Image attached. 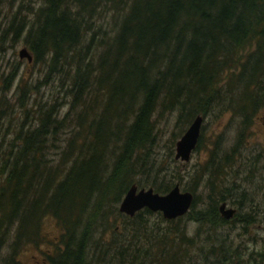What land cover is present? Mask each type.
<instances>
[{"label":"trees","instance_id":"obj_1","mask_svg":"<svg viewBox=\"0 0 264 264\" xmlns=\"http://www.w3.org/2000/svg\"><path fill=\"white\" fill-rule=\"evenodd\" d=\"M17 43L43 69L36 82L22 72L16 84L21 65L7 73L14 65L0 63V121L8 116L6 129L0 122V264H21L19 247L44 238V216L61 233L50 264H190L187 246L229 224L218 202L234 194L235 222L264 221L254 203L260 168L254 158L246 172L238 162L264 110V0H0V55ZM43 85L56 88L46 102ZM214 109L235 117L237 134L231 146L215 139L193 185L181 189L193 194L190 210L167 220L145 207L111 222L132 183L161 194L175 185L150 157L163 116L177 112L182 131ZM199 185L206 193L197 207ZM189 220L198 223L194 237ZM222 241L202 264H225L213 255L219 249L231 264H264L261 253L238 255Z\"/></svg>","mask_w":264,"mask_h":264},{"label":"rangeland","instance_id":"obj_2","mask_svg":"<svg viewBox=\"0 0 264 264\" xmlns=\"http://www.w3.org/2000/svg\"><path fill=\"white\" fill-rule=\"evenodd\" d=\"M25 48L22 43H17L16 46L12 47V49H7L4 52V55H0V58H2V62H10L14 66H12L9 69H5L8 73L11 69H14L17 67V65H21V68L18 69L17 78H16V84L18 81H21V74L22 72L27 73L28 76H32L30 78L31 82H36L37 77H40L42 74V65L32 64V60L29 62L26 60L25 56L20 57L18 51L21 48ZM1 60V59H0ZM19 63V64H18ZM3 69L0 66V72H3ZM4 70V71H5ZM2 82L0 81V86ZM28 83V82H27ZM30 84V82H29ZM6 85V84H5ZM56 86H54L55 88ZM14 90V87L12 88ZM42 90V91H41ZM38 93V96L40 95V100L45 101L55 95L56 88L53 90L50 86L47 88L46 85L42 87V89ZM6 94V92H5ZM13 94V91L11 93H7L6 95L10 98L7 102L8 103H15L14 100L11 99ZM35 97L37 96L36 93L33 94ZM264 110H260L257 112L256 117L254 118L253 122H251V125L249 126V130L247 131L248 134L246 135V138L240 149V152L243 153V157L240 158L238 162H241L242 165L245 166L246 172L250 169L253 163V158L255 161L256 167L258 166L260 168V171H257L259 175H255V185H258L260 189L257 188L258 194L255 195L256 201L254 202L256 206V211L263 210L262 207H264ZM177 112L165 114L162 121L159 122V125H157V137L155 141V145L152 150L151 158L155 160V164L153 168L159 167L158 165L162 166L163 170L162 173L165 175V178L163 180H173V184H179V188H185L193 185L194 180L191 179L192 174L198 172L199 170H202V166L204 164V160H207L208 158V152L210 149L214 148L218 145V143H215V139L223 140L225 139L228 143V146H231L233 144V139L235 135L237 134V130H234L230 128V123L235 117L230 115L229 111L220 112L217 114V110L214 109V112H211L210 114L206 115L205 117H202V124H200V136L201 137V144L199 145L198 149L191 150L190 153V159L186 162L181 161V159L176 160L174 158V149L175 144L174 142L178 139V137H181V135L184 133L185 128L187 125L184 126L182 131L179 128V124H177V119H175ZM21 116V114L19 115ZM8 118V116H7ZM2 119L1 126H3L4 129H6V120ZM192 122V121H191ZM53 153L47 154L46 158L50 162L52 161V158L54 157ZM257 160V162H256ZM152 162V161H150ZM52 163V162H51ZM151 164V163H150ZM239 169V168H238ZM254 170V169H253ZM253 172V171H252ZM161 174V173H160ZM159 174V176H161ZM142 177L136 176L135 178ZM151 178V177H149ZM133 180V179H132ZM238 181V180H237ZM134 182V180H133ZM229 182H231V179L229 178L228 181H226V184L228 185ZM240 184L243 183L241 179L238 181ZM251 186V185H250ZM250 186H248L250 188ZM173 187V186H172ZM171 187V188H172ZM244 187H247L246 184H244ZM262 189V190H261ZM261 190V191H260ZM194 193L198 196L197 197V207H200L201 202H204L205 193L201 191L200 185L199 187H194ZM157 192V191H156ZM192 193V192H191ZM253 193V192H252ZM256 193V192H255ZM161 194V193H160ZM241 197H239V194H234L233 196L226 198L225 200L219 201L218 208L221 207L222 204H225V208H230L234 210L233 216L229 219L225 218L227 222L229 223L225 228H219V230H213V231H205L202 230L199 237L196 238V242L194 245L187 246L188 251L190 254H188L186 258L188 259V262L190 264H202L200 256H209L211 253V250L209 249L212 247V245L219 244L220 240H226L222 241V245L229 244V247L231 248V251L237 253L235 249L240 251L237 253L238 255L240 253L246 254L250 252L257 251L263 255L264 258V221L262 220V216H258L255 223H252L249 226L243 227L240 226L234 217L237 214V208L239 206V203H237L238 200H240ZM192 205V204H191ZM191 208V207H190ZM223 208V210H225ZM248 207H245L246 211ZM255 209V208H254ZM240 211V210H239ZM121 211L116 212L113 216H110L111 222H114L115 225H121L122 221L125 217H129L128 215L122 214L123 217H121L119 214ZM156 213V212H152ZM219 213V209H218ZM259 215V212H257ZM161 215V214H160ZM220 215V213H219ZM223 217L222 215H220ZM151 218L156 219L155 216H152ZM125 220V219H124ZM184 221V220H183ZM40 234L43 235L44 238H42L41 242L32 244V243H26L19 247V252H17L16 258L19 260L21 264H50L48 261V258H46V255L54 251L53 246L50 244L51 242H57V240L60 238V229L59 225L56 221H54L50 217H42L40 220ZM183 222H181L182 224ZM184 228H186V236L188 237H194V233L198 232V223L195 221H185L183 223ZM181 226V225H180ZM12 228L10 229L9 236H11L9 239L12 238ZM226 233V237H221L223 234ZM220 239V240H219ZM7 249H3V251H6ZM216 254H213L215 258H218L217 263L223 262L222 260L225 259V264H231L229 263L231 254L226 255L223 251V254L217 250ZM1 252V251H0ZM216 255V256H215ZM224 263V262H223Z\"/></svg>","mask_w":264,"mask_h":264},{"label":"water","instance_id":"obj_3","mask_svg":"<svg viewBox=\"0 0 264 264\" xmlns=\"http://www.w3.org/2000/svg\"><path fill=\"white\" fill-rule=\"evenodd\" d=\"M19 56H25L29 62L31 60V52H28L26 48H21ZM203 118L197 115L192 122L184 130L181 137L174 142V158L176 160L188 161L190 159L191 150L196 148L197 138L200 136V124H202ZM179 184L174 185L172 188L164 194L154 192L152 188H137L136 184L131 186L124 193V197L118 203V209L122 214L132 217L137 211L144 209L145 207L151 212H159L164 219H176L185 215L191 207V201L193 194L189 191H182L179 188ZM225 204H222L219 209L220 215L223 218L229 219L233 216L234 210L225 208Z\"/></svg>","mask_w":264,"mask_h":264}]
</instances>
